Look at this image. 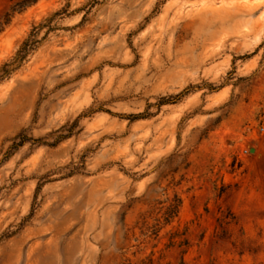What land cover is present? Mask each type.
<instances>
[{
  "label": "rangeland",
  "instance_id": "obj_1",
  "mask_svg": "<svg viewBox=\"0 0 264 264\" xmlns=\"http://www.w3.org/2000/svg\"><path fill=\"white\" fill-rule=\"evenodd\" d=\"M0 264H264V0H0Z\"/></svg>",
  "mask_w": 264,
  "mask_h": 264
},
{
  "label": "trees",
  "instance_id": "obj_2",
  "mask_svg": "<svg viewBox=\"0 0 264 264\" xmlns=\"http://www.w3.org/2000/svg\"><path fill=\"white\" fill-rule=\"evenodd\" d=\"M177 208H178L177 205H173V206H171L170 214H171V213H172V214H175V213L177 212Z\"/></svg>",
  "mask_w": 264,
  "mask_h": 264
}]
</instances>
